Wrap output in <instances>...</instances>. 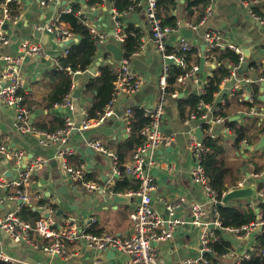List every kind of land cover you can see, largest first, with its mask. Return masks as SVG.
<instances>
[{"label":"crops","instance_id":"0c3cea01","mask_svg":"<svg viewBox=\"0 0 264 264\" xmlns=\"http://www.w3.org/2000/svg\"><path fill=\"white\" fill-rule=\"evenodd\" d=\"M193 1L195 0H175L176 8L167 13V15L175 17L177 21L196 24V29L191 30L193 36L188 37L192 50L199 49L198 56L201 59L205 58L204 35L212 31L226 34L233 44L244 51L251 66L249 72L240 75V77L254 78L258 73L254 69L255 65H259L264 60V24L250 17L239 0H208L209 5L206 8L200 7L189 15L184 9ZM19 2L20 18L17 24L9 26L7 29L11 42L0 50V55L16 57L23 40L40 44L47 54L45 63L41 60L33 64L23 62L20 67L23 80L21 92L24 97V107L29 113V124L37 129L39 123L50 125V122L55 118L61 120H66L67 117L72 118L77 129L70 134L65 145V148L71 150V154L67 158L69 165L84 167L87 180L90 178L89 181L111 190L117 179L114 174L115 159L100 154L93 149L90 143H102L105 148L114 153L118 164L119 162L121 164V161L124 166L128 164L136 149L138 134L132 130L133 117L129 119L126 112L128 109L154 106L160 94L159 76L163 60L152 37L150 20L146 13L147 4L121 15L115 10L113 0H103L94 9H91L87 2L85 5L82 4L81 11L85 15V20L96 28L99 34L107 35L108 43H114L112 36L117 26L116 16L120 17L118 21L120 24L122 23L124 26L133 24L141 29L143 32L141 49L130 57V61L132 69L145 78V84L139 93L119 99L113 116L97 126L82 130L80 126L85 120V116L89 114L93 103V97L85 95V88L90 80L100 75V71L97 70V62L111 63L113 56L105 49L106 43L101 44L96 64L92 67H96L95 74L88 70L73 77L74 84L81 93L78 101L73 99L75 102L73 110L63 109L60 105L47 108L49 96L60 80L56 71V62L58 58L62 57L64 48L54 35L39 31L37 27L44 26L54 17L60 18L71 7V4L82 2V0H48L49 8L41 7L39 0H19ZM209 6L212 8L211 15L202 22ZM202 13L204 16L200 18ZM179 38L180 34L170 37L168 41L170 50L177 46ZM123 45L120 46L122 49ZM106 53H109L108 59H105ZM211 72L212 65L205 63L204 70L200 73L201 84L189 82L182 89L180 95L183 94V96L181 98L179 95L178 98L169 97L167 100V116L163 131L173 135L175 140L171 148H162L157 152V159L167 163L170 170L161 167L153 172L158 187L152 205L163 217H169L167 206L182 201V205L176 209L174 216L185 222V225L177 228L173 239L157 244L159 264H180L187 259L205 257L199 248L201 230L188 224L192 219L191 206L194 203L204 205L206 214L203 220L206 224L212 223L214 213L206 191L195 184L191 178L195 160L189 147V141L190 130L196 123L192 122L190 125L184 123L185 117L181 112L180 100L188 99L193 94L202 95ZM223 82L221 93L216 95L217 101H224L225 105L223 106H226L227 102L231 103L234 112L231 114L230 120L236 122L238 126L244 127L248 137L243 138L236 147V134L230 127L224 125V128L217 126L218 139L226 150L229 163L240 169L239 182L244 178H249L247 186L257 185L255 181L264 180V176L252 178L257 166L264 167V148L255 149L264 136V133H261L264 130V117L261 115L264 112V87L261 82L243 83L242 96L238 104L235 99L236 94L232 95L231 83ZM231 82L235 83L234 80ZM4 85L5 82L0 80V89ZM89 98L92 99L91 102L88 101ZM252 109H257L258 114H251ZM232 118L235 119L232 120ZM15 121L14 109L0 104V142L13 150L23 152V157L19 161L11 158V160L4 159L0 162L1 199L4 200L5 197L13 193V188H10L8 184L18 178L20 173L33 162L41 158L44 163L34 173L30 191L33 193L42 192L46 200L38 207L30 208L38 210L44 217L49 215L47 208H50V205L54 206L53 216L56 222L69 218L74 220L84 231L94 232L93 234L96 235L107 234L120 238L130 235L132 232L130 214L139 204L138 198L121 195L120 197L127 200L120 202L114 199L117 195H111L107 191L105 193L87 192L84 188H80L77 182L64 172L61 159L57 155L58 147L41 145L39 133L21 134L17 132L14 128ZM61 189L63 193H60ZM66 191L70 193V196L64 195ZM261 194H264V191L258 193V200L264 199V195ZM249 202V208L256 212L259 209L258 202L255 203V200ZM18 204L5 199L0 204V214L15 210ZM60 211L63 213L57 215ZM31 237L41 245L46 244L43 243L46 240H42L38 236L31 235ZM233 246L234 248L229 253L237 255H243L246 252L253 255L258 253L262 247L259 245L258 236L248 238L241 241L239 245ZM0 251L13 259L30 260L36 264H96L98 260H101V264L125 263V258L119 253L104 252L99 254L87 250L85 244L81 243L68 246L69 254H76L70 259L65 260L58 256L49 257L42 252L33 250L32 246L25 241L16 242L6 232H0ZM219 261L220 264H235L232 258L224 255L220 257Z\"/></svg>","mask_w":264,"mask_h":264},{"label":"built area","instance_id":"2783aa9c","mask_svg":"<svg viewBox=\"0 0 264 264\" xmlns=\"http://www.w3.org/2000/svg\"><path fill=\"white\" fill-rule=\"evenodd\" d=\"M136 3L137 7H143L147 4V16L151 24V33L155 41V45L162 55V69L159 76V98L157 103L150 107L145 106L143 110L144 117L148 119L147 124L140 131V141L133 152L132 160L126 164L125 175L131 179L138 180L140 187L135 192H128L125 194H115L110 189L99 186L98 184L86 179V170L82 166H70L67 158L71 154V150L65 148L67 138L77 129L72 118L67 117L65 120V128L54 133L41 132L31 126L28 121L29 113L24 107V97L22 95L23 80L21 76V64L26 57L45 59L46 52L40 44H35L30 40H23L20 45L19 54L16 57L0 55V80L5 82V85L0 89V104L13 108L16 113V121L14 128L21 134L39 133L41 135L40 144L43 146H57V155L61 159L64 172L77 182L80 188H84L87 192H109L111 195H127L129 197L141 198V202L131 212L130 220L132 223V232L126 238H120L113 235H96L84 231L77 223L69 218H64L61 222H56L54 219V208L50 205L47 208L48 216L42 217L35 223L27 222L20 216L22 208H30L41 205L45 200V195L42 192L33 193L30 191L32 185V178L34 173L43 165L44 161L39 158L33 162L25 171H22L18 178L8 184L13 188V193L5 199L11 202L19 203L15 210H11L5 214H0V232L8 233L16 242L25 241L30 244L33 250L42 252L49 257H61L65 260L70 259L73 255L69 254L68 246L77 243L85 244L86 249L96 253L114 252L119 253L125 258L124 264H159V253L154 244H159L173 239V235L179 226L185 225L180 218L175 217V212L178 207L182 205V201L176 204H169L167 206L169 217H163L152 205V195L156 192L158 184L153 172L161 167L170 170V166L157 159V152L162 148H171L174 142V136L166 134L163 129L166 122V104L169 97L178 98L179 90L169 92L172 65H177L182 69L183 73L176 76L177 83L185 88L189 82L201 84L200 78V63H190L187 61V56L191 52L192 47L189 38L183 35V31L195 30L196 25L186 22L177 21L176 26H165L162 20L158 17V1L157 0H131ZM244 10L258 22L264 24V7L263 0H239ZM41 7L49 8L48 0H39ZM18 6L14 13L13 5ZM95 7H91L94 9ZM135 8V7H134ZM132 8L130 11L135 10ZM71 9L68 8L67 12ZM212 8H207V14L204 17V22L211 15ZM18 13V14H17ZM78 14L83 18L84 25L90 32L98 39V43L104 44L109 42L108 36L99 34V32L91 26L86 20L82 11ZM20 18V2L19 0H0V50L8 46L11 42L5 26H12L18 23ZM39 31L47 32L54 35L64 48L63 55L60 58H65L69 54L68 48L65 44L71 39L77 38L67 26L61 22L59 17L52 18L44 26H38ZM180 34L177 46L172 51H169L170 46L168 41L171 36ZM113 42L118 46H122L125 42V35L122 32V25L117 21L115 34L112 36ZM205 42V63L212 65L211 59L215 58L214 50L228 49L234 52L239 57L238 64L230 65V76L225 79V83H231L232 95L242 92L243 83L261 82L264 83V60L260 64L255 65L257 74L254 78L240 77L238 69L247 61V56L244 51L233 44L229 36L220 32H207L204 35ZM60 58L56 62L58 70L66 72L73 81L72 89L69 94L64 97V100L59 104L63 109L73 110L75 107L73 92L76 90L74 84V76L80 71H73L71 67H63L60 63ZM3 63V64H2ZM116 79L114 81L113 97L106 106L105 111L99 114L98 118L90 119L88 115L80 126V129L87 130L92 126H97L103 123L107 118L114 115L116 104L123 96H132L141 91L145 84V78L142 74L135 72L132 69L130 59L124 58L121 63H118ZM234 80L235 83L231 81ZM224 83V82H223ZM217 106L201 101L198 105L199 112L193 113L183 119L186 125L195 122L196 125L190 130L189 147L195 160V166L191 171V178L193 182L201 186L209 198L213 208L214 220L211 224L204 222L206 214L205 207L202 204L194 203L191 206L192 219L188 223L201 230L200 234V251L203 255L213 254L211 242L215 240V232L218 229H223L227 234L231 235L236 240L244 241L251 238L252 234L259 236L264 230V221L261 214H258V221L241 228L229 227L224 228L219 219L217 207L222 202V197L211 186L206 175L203 161L210 149L204 142V138L208 137L218 140L219 132L217 126L225 125L226 119L221 116V107L225 102L217 103ZM257 109H252L251 114H258ZM264 117V112L261 114ZM126 116L131 119L133 116L132 109H128ZM197 130L202 131V137L198 138ZM244 143H246L244 141ZM94 150L100 154L115 159V177L121 176L119 171V164L114 153L109 151L100 142L90 143ZM23 152L13 150L6 144L0 142V159L11 158L21 160ZM47 161V160H46ZM264 176V171L261 174L253 173L252 178H261ZM249 178H244L238 185L233 188L248 187ZM232 189V190H233ZM231 191V190H230ZM264 195V194H261ZM4 199V200H5ZM0 198V204L4 202ZM36 204V205H35ZM43 208V206H41ZM253 208V207H252ZM31 235L38 236L48 243L39 244L34 241ZM259 255L264 256V246L258 252ZM225 257L232 258L235 264H241L244 260H249L252 255L246 252L243 255L234 253H227ZM0 261L10 264H36L30 260L20 261L9 257L6 253L0 251ZM96 264H101L98 260ZM180 264H210L207 258L200 257L199 259H187Z\"/></svg>","mask_w":264,"mask_h":264},{"label":"trees","instance_id":"16d2710c","mask_svg":"<svg viewBox=\"0 0 264 264\" xmlns=\"http://www.w3.org/2000/svg\"><path fill=\"white\" fill-rule=\"evenodd\" d=\"M103 0H87V5L91 7H97ZM158 1V17L162 20L165 26H176L177 20L175 17L167 15L176 8L175 0H157ZM114 8L119 15L130 11L132 8L136 9V3L131 0H113ZM82 2L71 4V11L65 12L60 16L61 22H63L67 28L76 36H80L79 43L71 45L68 50L69 54L65 58H60V63L63 67H71L73 71H88L96 64V58L99 53L98 39L87 29L84 25L83 18L78 14L82 9ZM208 0H195L189 3L184 11L189 15L193 14V11L208 6ZM15 4L13 5L14 13L17 10ZM140 10V9H138ZM137 10V11H138ZM205 13V12H204ZM201 14L200 18L204 16ZM18 14V13H17ZM192 24V23H191ZM122 32L125 35V42L123 50L133 56L141 49L143 32L140 28L133 24L124 26L122 23ZM196 25V24H193ZM169 51H172L169 49ZM199 49L191 50L187 56V61L190 63H200L201 57L198 56ZM213 55L215 58L211 59L212 74L208 78V83L204 89V93L193 94L188 99L180 100V108L182 115L188 117L193 113H198V105L201 101L211 104L214 107L217 106L218 101L216 95L221 93V84L225 79L230 76V65L238 64L239 57L234 52L228 49L218 48L214 50ZM109 53L105 54V59H108ZM127 59H130L127 58ZM117 63H104L97 67L100 71V75L89 81L85 88V95L93 97V103L89 111V118H98L99 114L105 111L106 106L109 104L113 97L114 81L117 74ZM59 77L58 85L53 89V92L49 96L47 101V108H53L54 105H59L63 102L64 97L71 91L73 81L72 78L64 71L56 70ZM183 73L182 69L177 65H172L171 77L169 78L170 89L169 92L179 90L182 92L183 87L176 81V76ZM242 92H238L235 96L238 104ZM25 105V102H24ZM132 130L135 134H138L136 139V147L140 141V131L147 124L148 119L144 117L142 109H132ZM187 111V112H186ZM234 112L231 108V103L227 102L226 106L221 108V116L226 119L227 127H230L236 134L235 146L237 147L241 140L248 137L247 130L238 126L236 122L231 121V114ZM65 128V120L55 118L50 122V125H44L39 123L37 130L41 132L54 133L58 130ZM264 133V130L261 131ZM251 139L249 138V141ZM204 142L210 149L209 153L205 156L203 166L206 175L209 179L211 186L222 197L224 193H228L230 190L238 185L241 178V172L238 167L230 164L227 160L226 150L221 144V141L211 138H204ZM119 162V171L121 176L117 177L115 185L111 188V191L115 194H125L128 192H135L140 187V182L134 180L125 175V167ZM264 167L257 166L255 173L262 172ZM91 180L90 178H88ZM257 183L258 193L264 191V180L255 181ZM248 201V202H247ZM257 207L260 209L261 218L264 221V199H257ZM249 200H236L224 206H218L219 219L224 228L235 227L241 228L243 226L250 225L251 223L258 221L256 212L249 208ZM54 208V206H52ZM20 216L23 220L31 223L42 218V214L38 210L33 208H22ZM90 232V231H88ZM94 233V232H90ZM101 235V234H100ZM215 240L211 242L213 248V254H205L210 264H220V257L229 253L234 246L229 241L225 240L222 234L216 230ZM258 242L260 246H264V230L258 236ZM43 243H48L44 241ZM0 264H10L0 261ZM241 264H264V256L255 253L249 260H244Z\"/></svg>","mask_w":264,"mask_h":264},{"label":"water","instance_id":"95a60500","mask_svg":"<svg viewBox=\"0 0 264 264\" xmlns=\"http://www.w3.org/2000/svg\"><path fill=\"white\" fill-rule=\"evenodd\" d=\"M82 3L85 5L86 4V0H82ZM55 9V8H53ZM120 17L119 16H116L115 17V20L116 21H119ZM9 27L8 26H5V29H8ZM115 34V31L113 32V35ZM183 35L184 36H187V37H191L193 36V32L191 30H184L183 31ZM81 40L80 36H77V38L75 39H71L69 42H67L65 45L66 46H71V45H74V44H77L79 43V41ZM101 44L98 43V47L101 48ZM105 49L112 54L113 56V61H111V63H121L124 58H128V57H131L130 54L126 53L120 46H118L117 44L115 43H106L105 44ZM1 52V51H0ZM39 60H41V62L45 63L47 62L45 59H40V58H30V57H26L25 58V63H36L38 62ZM101 63L100 62H97V66H99ZM204 67H205V59L202 58L201 59V62H200V71L203 72L204 70ZM250 63L248 61H245L244 63H242V65L240 66V68L238 69V74L239 75H245L249 72L250 70ZM90 72L92 74H95L96 72V67L95 68H92L90 70ZM262 86L264 87V83H262ZM80 96H81V93H80V89L79 88H76V90L74 91L73 93V97L78 101L80 99ZM183 96V94L180 95V98ZM88 101H92L91 98L88 99ZM238 118V117H237ZM235 119V118H232V120ZM197 136L198 138H201L202 137V131L201 130H197ZM262 148H264V136L261 138V141L260 143L258 144V146L255 148L256 150H261ZM4 158H1L0 159V162L3 161ZM157 175V174H156ZM155 176V175H154ZM60 193H63V190L61 189L60 190ZM155 194L156 192L153 193L152 195V204L153 202L155 201ZM64 195L66 196H70V193L68 191L64 192ZM258 198V188H257V185L256 184H252L248 187H245V188H237V189H233L231 191H229L222 199V202L219 204V206H224V205H227L233 201H236V200H257ZM116 201H125L127 200L126 198H123V197H120V196H115L114 198ZM137 202L140 203L141 202V198H138L137 199ZM60 213H58L57 215H60ZM256 213L259 214L260 213V209H257L256 210ZM218 231L222 234V236L224 237L225 240L229 241L230 243H232L233 245L237 246L240 244V241L239 240H236L235 238H233L231 235L227 234L223 229H218ZM252 238L255 237V234H252L251 235ZM114 253V252H112Z\"/></svg>","mask_w":264,"mask_h":264},{"label":"bare ground","instance_id":"6f19581e","mask_svg":"<svg viewBox=\"0 0 264 264\" xmlns=\"http://www.w3.org/2000/svg\"><path fill=\"white\" fill-rule=\"evenodd\" d=\"M258 174H261V173H258ZM154 246L157 248V244H154Z\"/></svg>","mask_w":264,"mask_h":264},{"label":"rangeland","instance_id":"374dc122","mask_svg":"<svg viewBox=\"0 0 264 264\" xmlns=\"http://www.w3.org/2000/svg\"><path fill=\"white\" fill-rule=\"evenodd\" d=\"M248 202V201H247ZM224 264H226V263H224Z\"/></svg>","mask_w":264,"mask_h":264}]
</instances>
